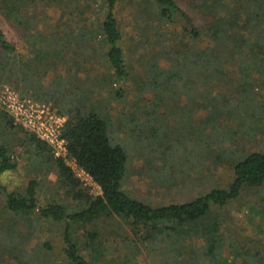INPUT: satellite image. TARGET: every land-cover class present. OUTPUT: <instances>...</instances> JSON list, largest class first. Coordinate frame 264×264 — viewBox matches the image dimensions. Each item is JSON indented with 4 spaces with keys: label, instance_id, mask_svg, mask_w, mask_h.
Segmentation results:
<instances>
[{
    "label": "trees",
    "instance_id": "1",
    "mask_svg": "<svg viewBox=\"0 0 264 264\" xmlns=\"http://www.w3.org/2000/svg\"><path fill=\"white\" fill-rule=\"evenodd\" d=\"M127 9L130 32L120 16ZM0 10L27 47L19 53L0 28V89L9 84L22 98L50 103L66 118L68 149L67 160L56 157L0 108V178L18 169L16 147L33 169L23 187L0 182V264H99L96 252L104 264H135L144 254L141 264H264V242L244 243L238 226L225 227V210L247 187L264 189V149L246 145L264 134V0H0ZM137 57L147 63L139 88L129 63ZM101 60L106 74L94 67ZM107 77L115 88L110 112L121 111L116 128L96 97ZM132 99L149 106L127 114L123 105ZM126 124L145 141L141 157L162 187L201 183L190 174L199 166L228 167L233 180L181 203L139 200L124 189L132 167L117 131ZM174 162L182 170L172 171ZM51 173L54 183L46 180ZM110 223L119 229L118 247L99 244ZM46 226L60 229L62 260L39 234ZM118 251L124 254L112 259Z\"/></svg>",
    "mask_w": 264,
    "mask_h": 264
},
{
    "label": "rangeland",
    "instance_id": "2",
    "mask_svg": "<svg viewBox=\"0 0 264 264\" xmlns=\"http://www.w3.org/2000/svg\"><path fill=\"white\" fill-rule=\"evenodd\" d=\"M127 12H129L131 15H133L132 9H127L125 12L120 14L121 18V23L122 26L125 27V29H128V31H132L133 26H131V16L128 18ZM126 21H123L124 19ZM133 20V19H132ZM198 23L201 22V20L198 18L197 19ZM0 28L6 35V38L14 43L16 47L18 48L19 53L21 54H26L27 53V47L25 45V42L22 38V32L15 26L13 25L2 13L0 10ZM134 29V28H133ZM145 44L147 43V40L143 41ZM133 67L135 68L132 70L131 75L133 78L132 83L134 84L135 88H139V84L145 82L146 80V72L145 67H147L146 60L142 57H137L134 58V60L129 62ZM104 61L101 60V62H98L95 64V68L99 71L105 72L106 74V69L104 67ZM89 71V70H88ZM108 75V74H107ZM106 75V76H107ZM138 76V77H136ZM135 79V80H134ZM106 86L105 88L101 89V94L97 95L96 97L102 100V107L103 109L111 114L113 117L117 118V121L115 122V128L117 127V122L120 118L119 113L121 111H118L119 109L117 107H114L113 110L110 112V108L113 106L111 104L112 102V94L114 92V87L110 86L109 84L111 81L106 78ZM4 86H11L9 84L3 85ZM133 93L136 95V93L133 91ZM109 99H111V102H109ZM136 99H132L128 102H126L123 107L125 110V113L127 114H137L135 111L138 108H146L148 107L149 103L144 100V102H138ZM51 105L50 103H48ZM52 106V105H51ZM53 107V106H52ZM121 114V113H120ZM139 119L142 121H145L147 116L144 113H138ZM168 118V123L170 122L172 128L175 124V122ZM174 122V123H173ZM131 124H126L127 130L122 131L118 130L117 131V136L120 140H122L123 144L126 146V148L129 151V156L131 160V170H130V175L128 180L125 182L124 189L128 191L130 194L136 196L139 200L146 201L147 203H150L151 205H158V204H171V203H181L186 198L190 197H195L198 196V193H205L208 191L211 187V183L215 186H220V187H225L227 186L232 180H233V172L231 169L227 167L223 168L220 167V169L216 171H208L207 169L201 170V167L199 166L198 168H194L193 171L191 170L190 174L193 177H198V179H202L201 183L197 181L196 184L189 183L188 181L189 178H184L187 182L186 188L177 185V186H172L171 188L167 186H161V183L155 182L154 179H156V172L154 171L152 173L151 168L148 161H145L141 157L142 152L140 149H142L145 146V141L139 142L136 141L138 138H134L131 133H130V126ZM163 127L165 131L168 133L169 132V126L163 121ZM168 128V129H166ZM116 130V129H115ZM165 133V132H164ZM247 148H252L256 150H263L264 149V134L255 139L251 144H246ZM17 155L18 156V162H19V167L16 171L14 172H7L0 178V182L5 185L7 188L10 190H14L17 187H23L26 185V183L29 181L30 177H32L33 169H32V164H29L28 161H26V155L22 152L20 147H16ZM68 165L72 167V169L76 172V175L82 179L84 185L86 187H90L92 192L95 195L101 194L100 187L92 180L90 176H88L85 172H83L76 164V162L72 160H68ZM158 165H162L163 162L158 161ZM173 169L172 171H175V169L182 170L183 166H181V163L174 162L173 163ZM209 174H212L210 176V179L208 177ZM165 176H169L167 174L159 175L157 174V178L159 177L160 181L161 178H165ZM46 180L48 182H55L56 181V176L55 174L51 173L49 176H47ZM49 184V183H47ZM48 197V196H47ZM46 197V198H47ZM45 196L42 197V200L46 199ZM4 203V196L0 195V204ZM225 216H226V232L228 233L229 227L232 226H238L237 230V235L239 239H242L241 241L246 243L247 240L250 239H258L261 242H264V189H257V188H251L247 187L243 193L241 198L230 204L229 207L225 210ZM114 224L110 223L107 227V232L108 234H104L102 238H100L102 241L99 240V244H101L103 247L108 246V245H116L117 247L119 246L118 244H115V241H113V238L119 233L118 227L115 226L116 228H112ZM90 228V227H89ZM93 226V230H94ZM104 227H101V231H104ZM60 230L58 227H51V226H46L45 230L39 231V234H44L42 235V238H48L50 239L54 245H55V250L58 254H60L61 260L63 259V249H64V242L63 238L60 235ZM92 230V228H90ZM96 230V229H95ZM99 231V229H97ZM106 232V233H107ZM131 232V231H130ZM111 234V236H110ZM93 247V246H92ZM109 248V247H108ZM234 251V248L230 245L227 248V255L232 254ZM96 254L99 256L98 263L99 264H104V261L102 259V256L99 255L98 252ZM123 255L124 251H118L116 254H113L112 259H116L117 255ZM124 257V256H123ZM107 258H110L109 255H107ZM140 260L137 257V261L135 264H141L143 263L144 259H148L146 257V254H144V257L141 258ZM140 262V263H139ZM113 264H118L113 262Z\"/></svg>",
    "mask_w": 264,
    "mask_h": 264
},
{
    "label": "built area",
    "instance_id": "3",
    "mask_svg": "<svg viewBox=\"0 0 264 264\" xmlns=\"http://www.w3.org/2000/svg\"><path fill=\"white\" fill-rule=\"evenodd\" d=\"M0 108L9 113L15 124L50 144L56 157L67 160V144L61 136L66 118L59 115L51 105L22 98L15 89L4 86L0 89Z\"/></svg>",
    "mask_w": 264,
    "mask_h": 264
}]
</instances>
